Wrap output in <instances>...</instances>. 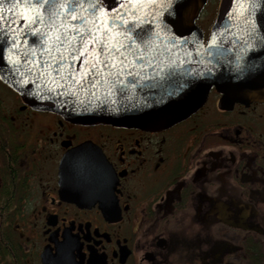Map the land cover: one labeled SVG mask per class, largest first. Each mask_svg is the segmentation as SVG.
Here are the masks:
<instances>
[{"label":"flooded vegetation","instance_id":"flooded-vegetation-1","mask_svg":"<svg viewBox=\"0 0 264 264\" xmlns=\"http://www.w3.org/2000/svg\"><path fill=\"white\" fill-rule=\"evenodd\" d=\"M220 97L153 132L68 123L0 81V264H264V102ZM83 144L110 180L81 205L59 165Z\"/></svg>","mask_w":264,"mask_h":264},{"label":"water","instance_id":"water-1","mask_svg":"<svg viewBox=\"0 0 264 264\" xmlns=\"http://www.w3.org/2000/svg\"><path fill=\"white\" fill-rule=\"evenodd\" d=\"M205 2L182 0L179 27L170 22L175 19L170 14L175 4L165 0H139L133 4L140 9L136 15L126 18L133 25V31L122 35L112 30L113 42L127 44L133 40L134 55H128L133 67L126 68L121 79L125 85L133 78L136 83L123 94L115 88L109 93L103 86L86 91L66 87L53 102L46 89H53V95L60 90L48 76L37 79L33 72L27 77L24 86L33 93L31 96L19 90L10 79L0 78V81L34 110L59 115L68 123L153 132L165 130L196 113L211 90L221 95L218 103L221 109L229 110L240 103L264 102V0H222L204 42L203 32L195 20ZM9 7L5 2L0 12L17 19ZM37 11L44 17L42 9ZM103 19L104 13H101ZM46 32L48 29L42 23L34 30L25 26L7 36L0 33V46L8 49L3 55L10 57L9 63L14 65L18 58L13 55V49L19 46L21 54L47 61V50L53 47V40L39 36ZM136 32L144 37L143 42L133 39ZM134 56L142 57L141 62L136 63ZM241 68L246 69L243 74L239 72ZM170 70H173L172 77L162 80ZM129 71L133 76L127 74ZM22 75L23 72L19 73L17 78ZM170 92L173 94L169 95ZM102 161L97 149L88 144L64 155L59 178L67 199L82 205L93 193L103 192V184L110 178Z\"/></svg>","mask_w":264,"mask_h":264},{"label":"snow or ice","instance_id":"snow-or-ice-1","mask_svg":"<svg viewBox=\"0 0 264 264\" xmlns=\"http://www.w3.org/2000/svg\"><path fill=\"white\" fill-rule=\"evenodd\" d=\"M5 2L10 5L9 12L17 19H10L0 12V33L7 36L25 26L34 30L43 23L48 32L40 33L39 36H49L53 40V47L47 50V61H37L29 54H21L17 46L13 49V55L18 58L14 65L9 63L10 57L3 55L8 49L0 46V78L10 79L25 94L33 95L24 86L25 80L33 72L37 79L48 76L57 85L60 91H55L54 95L53 89H46L48 98L53 102L63 94L62 90L66 87L86 91L103 86L109 93L115 88L123 94L136 83L133 78L125 85L121 79L125 69L133 67L128 62V55H134L133 40L127 44L113 42L112 30L122 35L133 31V25L127 23L126 18L136 15L140 10L133 7L139 0H0V6ZM165 2L175 4L170 13L174 14L175 19L170 22L179 27L182 0ZM37 9H42L46 19ZM101 13H104L103 20ZM104 24L107 26L102 27ZM133 39L143 42L144 37L136 32ZM134 59L140 63L142 57L134 56ZM245 71L244 68L239 69L240 74ZM21 72L23 75L17 78ZM127 74L133 76L131 71ZM172 75L173 70H170L161 79L167 81ZM160 99L163 100V96Z\"/></svg>","mask_w":264,"mask_h":264}]
</instances>
